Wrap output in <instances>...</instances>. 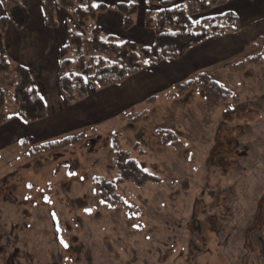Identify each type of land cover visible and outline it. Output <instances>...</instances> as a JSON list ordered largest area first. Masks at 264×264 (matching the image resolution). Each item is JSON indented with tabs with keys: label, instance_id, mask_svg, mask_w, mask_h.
<instances>
[{
	"label": "rangeland",
	"instance_id": "374dc122",
	"mask_svg": "<svg viewBox=\"0 0 264 264\" xmlns=\"http://www.w3.org/2000/svg\"><path fill=\"white\" fill-rule=\"evenodd\" d=\"M246 48L212 71L233 95L226 102L201 90L163 98L138 122L102 124L41 157L19 143L22 128L0 129V264H264V35ZM10 59L0 79L7 122ZM166 132L180 150L162 144ZM118 151L159 184L118 183ZM95 178L127 207L98 199Z\"/></svg>",
	"mask_w": 264,
	"mask_h": 264
},
{
	"label": "trees",
	"instance_id": "16d2710c",
	"mask_svg": "<svg viewBox=\"0 0 264 264\" xmlns=\"http://www.w3.org/2000/svg\"><path fill=\"white\" fill-rule=\"evenodd\" d=\"M6 15L0 18V35L3 37L7 27L12 25L22 29L29 23V15L22 0H0ZM231 0H145L146 4L156 5L155 13L145 11L143 26L152 30L153 41L141 45L134 41L117 42L114 37L103 38L95 23L98 15L108 7L100 0H39L47 28L56 29L57 7L70 13L75 27L67 33V43L58 52L57 89L68 105L76 104L88 95V84L94 90H101L123 83L127 78L139 73L145 67L166 59H181L191 49L211 39H219L241 30L239 17L226 12L211 15V11ZM122 18V30H130L134 25L138 5L135 2L118 3L112 8ZM250 62L234 65L237 71ZM10 64L5 53L0 54V79H5ZM88 80V81H87ZM13 100L15 115L25 124H34L47 118V109L30 73L23 66H17L13 76ZM201 90L205 100L210 103L226 102L233 97L204 73L198 74L183 83L176 84L173 97L181 98L187 92ZM132 117L130 122H138ZM7 123L5 96L0 89V128ZM162 135L163 145L181 149V144L171 133ZM84 133L66 136L62 139L29 145L26 140L20 143L30 157H41L59 153L68 147L81 143ZM114 145L118 144L114 139ZM119 155L120 152L118 151ZM120 178L118 183H132L143 187L148 183L159 184V180L145 173L132 159L118 156ZM94 195L108 206H124L125 202L115 191L113 184L101 178L93 180Z\"/></svg>",
	"mask_w": 264,
	"mask_h": 264
},
{
	"label": "crops",
	"instance_id": "0c3cea01",
	"mask_svg": "<svg viewBox=\"0 0 264 264\" xmlns=\"http://www.w3.org/2000/svg\"><path fill=\"white\" fill-rule=\"evenodd\" d=\"M183 1L177 0V3ZM100 2L108 7L95 20L103 38L112 36L117 42L134 41L141 45L152 43L153 32L144 28L143 15L145 11L155 13L159 9L156 5L146 4L145 0ZM128 2L137 3L138 10L133 27L125 31L122 30L121 16L112 8L118 3ZM22 3L28 12L29 23L22 29H16L12 25L7 27L5 35H0V54L4 52L7 59L12 58L15 68L23 66L28 70L44 101L47 118L34 124H25L15 117L0 129L15 132L19 137L17 130L22 128L26 134L22 140H26L29 145L62 139L70 132L95 133L102 124L125 121V117H133L134 114L143 117L163 98L170 103L180 100L181 98L172 96L175 85L200 73L221 84L212 71L222 67L227 71L225 64L228 60L242 58L244 51L248 49L246 47L255 38L264 35V0H231L223 7L213 9L211 15L226 12L236 14L241 23L239 32L208 40L191 49L181 59H166L149 65L121 84L101 90H94L88 84L87 97L68 105L57 89V79L58 52L67 43L68 30L75 27L71 15L57 7L55 16L58 27L49 29L45 25L39 0H22ZM5 15L0 1V18Z\"/></svg>",
	"mask_w": 264,
	"mask_h": 264
}]
</instances>
